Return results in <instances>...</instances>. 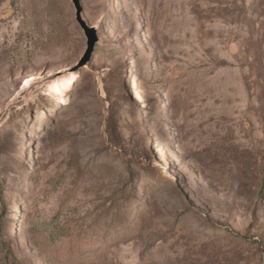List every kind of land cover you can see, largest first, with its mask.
<instances>
[{
    "label": "rangeland",
    "instance_id": "1",
    "mask_svg": "<svg viewBox=\"0 0 264 264\" xmlns=\"http://www.w3.org/2000/svg\"><path fill=\"white\" fill-rule=\"evenodd\" d=\"M78 2L0 0V264H264V0Z\"/></svg>",
    "mask_w": 264,
    "mask_h": 264
},
{
    "label": "water",
    "instance_id": "2",
    "mask_svg": "<svg viewBox=\"0 0 264 264\" xmlns=\"http://www.w3.org/2000/svg\"><path fill=\"white\" fill-rule=\"evenodd\" d=\"M71 3L75 10V22L79 26V28L82 30L85 39H86V49L83 57L79 61V65L85 62V60L88 58V56L91 54L92 48L95 45L96 42V36H95V30L93 27H89L84 20L81 18V8L79 6L78 0H71Z\"/></svg>",
    "mask_w": 264,
    "mask_h": 264
},
{
    "label": "bare ground",
    "instance_id": "3",
    "mask_svg": "<svg viewBox=\"0 0 264 264\" xmlns=\"http://www.w3.org/2000/svg\"><path fill=\"white\" fill-rule=\"evenodd\" d=\"M66 83V81L62 78H59V81L55 80L50 82L49 88L57 90L58 87L62 88V86Z\"/></svg>",
    "mask_w": 264,
    "mask_h": 264
},
{
    "label": "trees",
    "instance_id": "4",
    "mask_svg": "<svg viewBox=\"0 0 264 264\" xmlns=\"http://www.w3.org/2000/svg\"><path fill=\"white\" fill-rule=\"evenodd\" d=\"M2 248L7 252L9 251L8 248L5 246V243L2 242ZM6 254H9V252H7Z\"/></svg>",
    "mask_w": 264,
    "mask_h": 264
}]
</instances>
